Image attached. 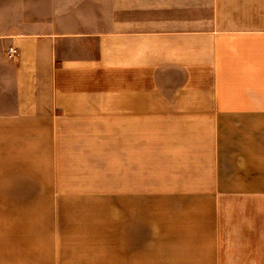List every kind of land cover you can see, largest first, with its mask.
I'll return each instance as SVG.
<instances>
[{
    "label": "crops",
    "instance_id": "1",
    "mask_svg": "<svg viewBox=\"0 0 264 264\" xmlns=\"http://www.w3.org/2000/svg\"><path fill=\"white\" fill-rule=\"evenodd\" d=\"M2 136L105 264H264V0H0Z\"/></svg>",
    "mask_w": 264,
    "mask_h": 264
},
{
    "label": "rangeland",
    "instance_id": "2",
    "mask_svg": "<svg viewBox=\"0 0 264 264\" xmlns=\"http://www.w3.org/2000/svg\"><path fill=\"white\" fill-rule=\"evenodd\" d=\"M20 155L9 137H0V264L107 263L104 203L80 209L62 199L60 207L46 209L33 200L40 194L29 192L25 176L6 172L21 167L14 160ZM11 179L18 184L10 185ZM85 200L81 204L90 206Z\"/></svg>",
    "mask_w": 264,
    "mask_h": 264
},
{
    "label": "built area",
    "instance_id": "3",
    "mask_svg": "<svg viewBox=\"0 0 264 264\" xmlns=\"http://www.w3.org/2000/svg\"><path fill=\"white\" fill-rule=\"evenodd\" d=\"M15 52L16 50L14 48H8L7 55L11 57L15 54Z\"/></svg>",
    "mask_w": 264,
    "mask_h": 264
}]
</instances>
